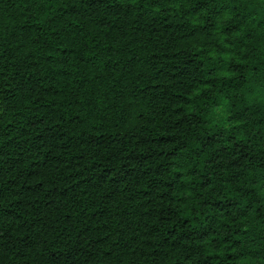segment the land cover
Returning <instances> with one entry per match:
<instances>
[{"label": "trees", "instance_id": "16d2710c", "mask_svg": "<svg viewBox=\"0 0 264 264\" xmlns=\"http://www.w3.org/2000/svg\"><path fill=\"white\" fill-rule=\"evenodd\" d=\"M0 264H264V0H0Z\"/></svg>", "mask_w": 264, "mask_h": 264}]
</instances>
